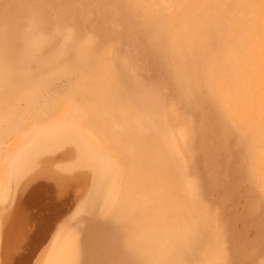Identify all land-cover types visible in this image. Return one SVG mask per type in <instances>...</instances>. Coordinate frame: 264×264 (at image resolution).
<instances>
[{"label": "clouds", "instance_id": "obj_1", "mask_svg": "<svg viewBox=\"0 0 264 264\" xmlns=\"http://www.w3.org/2000/svg\"><path fill=\"white\" fill-rule=\"evenodd\" d=\"M99 3L0 0V170L53 130L91 147L102 184L68 264H235L223 210L176 167L173 140L231 134L264 153V0H103L107 35Z\"/></svg>", "mask_w": 264, "mask_h": 264}, {"label": "bare ground", "instance_id": "obj_2", "mask_svg": "<svg viewBox=\"0 0 264 264\" xmlns=\"http://www.w3.org/2000/svg\"><path fill=\"white\" fill-rule=\"evenodd\" d=\"M109 20L100 0L94 10L95 30L107 35ZM125 44H132L130 36ZM59 76V69L49 70L40 81V94L54 90ZM6 123L10 132L15 118L6 117ZM173 158L176 167L210 191L223 210L235 264H264V153L249 150L246 140L231 134L214 138L198 132L192 142L178 133ZM37 160L44 161L38 172L33 163ZM96 169V156L79 135L53 130L46 143L27 145L0 170V264L78 260L79 252L71 254L72 243L99 197L102 177ZM102 234V226H90V239Z\"/></svg>", "mask_w": 264, "mask_h": 264}]
</instances>
